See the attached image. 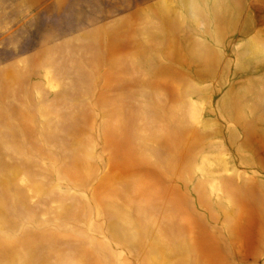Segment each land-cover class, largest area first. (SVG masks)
<instances>
[{
  "label": "rangeland",
  "instance_id": "obj_1",
  "mask_svg": "<svg viewBox=\"0 0 264 264\" xmlns=\"http://www.w3.org/2000/svg\"><path fill=\"white\" fill-rule=\"evenodd\" d=\"M0 264H264V0H0Z\"/></svg>",
  "mask_w": 264,
  "mask_h": 264
}]
</instances>
